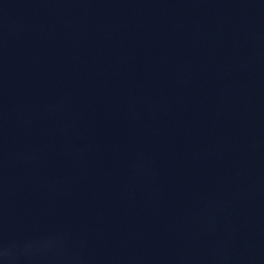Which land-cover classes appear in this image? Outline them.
<instances>
[{
  "label": "water",
  "instance_id": "obj_1",
  "mask_svg": "<svg viewBox=\"0 0 264 264\" xmlns=\"http://www.w3.org/2000/svg\"><path fill=\"white\" fill-rule=\"evenodd\" d=\"M0 264H264V0H0Z\"/></svg>",
  "mask_w": 264,
  "mask_h": 264
}]
</instances>
